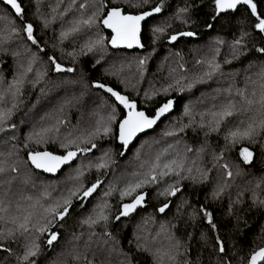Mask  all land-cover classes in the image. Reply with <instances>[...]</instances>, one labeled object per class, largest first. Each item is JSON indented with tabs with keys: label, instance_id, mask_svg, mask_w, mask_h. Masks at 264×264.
Returning a JSON list of instances; mask_svg holds the SVG:
<instances>
[{
	"label": "snow or ice",
	"instance_id": "6c2138e0",
	"mask_svg": "<svg viewBox=\"0 0 264 264\" xmlns=\"http://www.w3.org/2000/svg\"><path fill=\"white\" fill-rule=\"evenodd\" d=\"M256 240L264 0H0V264H264Z\"/></svg>",
	"mask_w": 264,
	"mask_h": 264
},
{
	"label": "trees",
	"instance_id": "16d2710c",
	"mask_svg": "<svg viewBox=\"0 0 264 264\" xmlns=\"http://www.w3.org/2000/svg\"><path fill=\"white\" fill-rule=\"evenodd\" d=\"M47 35L49 36V38L52 37V33L51 32H49ZM206 39H207V36L205 35V36L201 37V41H199V42H203V40H206ZM144 42L146 44L148 43V40H147L146 36H145ZM193 43H197V42H193ZM191 46H192L191 43L186 45V46H184L185 47V51H187V48L191 47ZM139 54H141V52L137 51V50H135L133 52L121 50V51H119V53H117L118 56L127 57V58H131V57L139 55ZM165 55H167L166 48L165 47L158 48L156 59L154 61H151L150 64H149L150 73H155L156 72V64L159 63V60H161ZM83 61H84L83 64L82 65H78V67H82L83 69H85L86 70V75L89 78H91V79H100V80H102V81H104L106 83L112 84L114 87H117L120 90H123L122 86L117 85L116 82L111 77H105L104 76V71H105V67L106 66L102 67V66L98 65L95 69H93L91 67V58L90 57H84ZM64 63L66 65L69 64V62L67 60H65ZM162 75H163V73L157 74V79H159V77L162 76ZM140 87L141 88H146L147 87V82L143 83ZM196 94L199 95L198 92ZM173 95H175V94H173ZM136 99L139 101L140 97H136ZM139 106L143 107V105H139ZM75 119H76V114H75V111H73V113H72L73 123L75 122ZM162 128H163V124L160 125V127L156 129V133H158ZM103 143L106 145L108 142L105 141ZM134 145H135L136 148L139 147V143L138 142H135ZM114 147L118 148L119 146L118 145H114ZM134 151H135V148L131 147L130 151L127 153V155L124 158H121L119 156H117L116 158L123 165L125 161H130L132 159V153ZM120 170H122V169H120ZM120 170H118V171H120ZM40 179H54V178L44 175V176L40 177ZM148 211H152V208L149 207ZM251 223H252L251 230H245V235L243 237H241V244L243 245L245 250H247L248 247L252 246V244L254 242V237H255L256 233L258 232V226L261 223V218L259 216H256V217H254L252 219ZM255 244L257 246H263L264 245L259 240H256ZM49 255H51V253H49Z\"/></svg>",
	"mask_w": 264,
	"mask_h": 264
},
{
	"label": "water",
	"instance_id": "95a60500",
	"mask_svg": "<svg viewBox=\"0 0 264 264\" xmlns=\"http://www.w3.org/2000/svg\"><path fill=\"white\" fill-rule=\"evenodd\" d=\"M121 50H123V51H129V52H133V51H135L136 49H131V50H128V49H121ZM120 50V51H121ZM137 51H140L141 52V50H137ZM135 142L136 141H134V144H135ZM132 146H130V148H131ZM126 155H127V153H126ZM125 155V156H126ZM121 158H124V157H121ZM75 163V162H74ZM62 171H63V169H62ZM46 176H48L47 174H45ZM58 176H59V173L57 174ZM48 177H50V176H48ZM53 178V177H52ZM264 246V245H263Z\"/></svg>",
	"mask_w": 264,
	"mask_h": 264
}]
</instances>
